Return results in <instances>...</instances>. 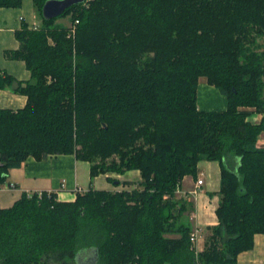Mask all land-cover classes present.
I'll return each mask as SVG.
<instances>
[{"label":"trees","instance_id":"trees-1","mask_svg":"<svg viewBox=\"0 0 264 264\" xmlns=\"http://www.w3.org/2000/svg\"><path fill=\"white\" fill-rule=\"evenodd\" d=\"M45 1L33 0L41 25L24 23L7 52L30 80L0 69V90L27 97L0 107V185L28 157L57 154L88 161L91 184L73 201L43 190L0 205V264H82L92 248L99 264H237L264 233V116L248 119L264 113V0H86L50 20ZM68 15L73 33L57 21ZM201 77L226 109L198 108ZM201 160L218 161L221 179L197 252L177 190ZM130 170L131 189L93 186Z\"/></svg>","mask_w":264,"mask_h":264},{"label":"crops","instance_id":"crops-1","mask_svg":"<svg viewBox=\"0 0 264 264\" xmlns=\"http://www.w3.org/2000/svg\"><path fill=\"white\" fill-rule=\"evenodd\" d=\"M24 23L30 28L41 25L33 0H23L20 7L0 8V69L15 79L26 82L31 78V71L25 61L11 58L7 54L8 51L19 48L20 43L15 33ZM26 102V95L16 92L13 86L0 90L1 108L16 110L24 107ZM197 104L201 110H224L227 108V97L205 77H201ZM263 116L264 113L253 112L248 119L258 122ZM259 143L264 144V132L259 136ZM232 160L239 162L236 156H232ZM110 177L116 179V183L111 182L108 179ZM200 178L203 179L202 184H198ZM140 179L139 170H130L123 174H100L93 180V186L111 191L131 189L137 186ZM220 179L219 162L201 160L198 164V174L186 175L177 190L178 198L192 201V208L187 212L190 213L187 222L193 230L197 226L203 229L198 238L199 250H203L211 233L208 227L218 223L216 208L220 200ZM90 184V163L79 160L75 154L51 155L43 160L30 156L21 166L11 168L7 180L0 185V205L8 208L24 193L43 190L56 192L60 200L73 201L77 195L75 189L79 187L87 190ZM237 264H264V233L255 235L253 248L241 252Z\"/></svg>","mask_w":264,"mask_h":264},{"label":"water","instance_id":"water-1","mask_svg":"<svg viewBox=\"0 0 264 264\" xmlns=\"http://www.w3.org/2000/svg\"><path fill=\"white\" fill-rule=\"evenodd\" d=\"M86 0H46L42 7L43 17L47 20L59 17L63 14L68 8L73 5L83 3ZM98 251L94 248L85 252L82 256H80V262L82 264H88L95 261V264L98 260Z\"/></svg>","mask_w":264,"mask_h":264},{"label":"built area","instance_id":"built-area-1","mask_svg":"<svg viewBox=\"0 0 264 264\" xmlns=\"http://www.w3.org/2000/svg\"><path fill=\"white\" fill-rule=\"evenodd\" d=\"M78 22H79V20L76 21V23H78ZM71 31H72V33L75 31V25L74 24L71 26ZM202 183H203V179L200 178L198 180V184H202ZM81 190L82 189L79 188V187H77L75 189V191H81ZM38 194L41 196L42 191H39ZM202 231H203L202 227L197 226L191 233V241H192L193 245L195 246V249H196L197 252L199 251V248H198V245H197L198 244V238L200 237Z\"/></svg>","mask_w":264,"mask_h":264},{"label":"rangeland","instance_id":"rangeland-1","mask_svg":"<svg viewBox=\"0 0 264 264\" xmlns=\"http://www.w3.org/2000/svg\"><path fill=\"white\" fill-rule=\"evenodd\" d=\"M69 17H70V15H68V16H66V17H60L57 21L58 22H61V23H63V24H65L66 26H71L72 25V22H70V19H69ZM40 20H41V18H40ZM118 174V173H117ZM188 202L190 201V202H192L191 200H187ZM191 204V207H192V203H190ZM184 217H186V218H190V213L188 214V213H186L185 214V216ZM206 230L204 229V232H205ZM99 260V259H98ZM97 260V263L96 264H99V261ZM93 264H95V261L94 262H92ZM88 264H91V262L90 263H88Z\"/></svg>","mask_w":264,"mask_h":264}]
</instances>
